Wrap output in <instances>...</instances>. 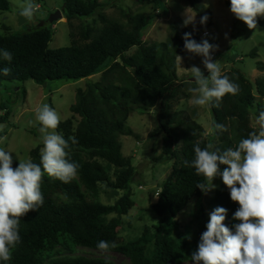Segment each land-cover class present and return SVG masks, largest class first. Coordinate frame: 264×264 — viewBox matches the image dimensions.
Returning a JSON list of instances; mask_svg holds the SVG:
<instances>
[{"label": "trees", "instance_id": "1", "mask_svg": "<svg viewBox=\"0 0 264 264\" xmlns=\"http://www.w3.org/2000/svg\"><path fill=\"white\" fill-rule=\"evenodd\" d=\"M45 1V0H38ZM139 4H152L154 13L127 15V24L109 19L104 15V5L100 0H62L63 17L71 22L98 17L103 25L95 35L86 27L82 31L85 44L72 42L70 46L50 49L54 32L50 27L36 26L27 32L0 34V50L12 54L8 62L0 56V69L9 68V75L0 72V85L6 82L34 81L39 85L54 81L86 80L83 88L77 89L76 102L70 111L73 118L60 122L57 132L65 139L75 137L68 159L80 165L78 175L69 183L49 177H42L41 191L44 203L38 210L29 211L20 219L21 242L12 250V259L6 264H114L106 260L83 258L55 259L58 248L74 253L79 247L99 250L100 240L116 241L117 229L122 225V216L133 208L131 184L140 175L129 158L122 154L120 136H139L127 126L133 106L145 111L157 108V133L163 135L164 154L173 160L170 176L156 194L153 212L159 217L153 231L130 241L125 245L111 248L126 256L131 264H178L186 249L184 238L175 240L172 235L179 228L177 217L185 210L188 202H200L204 192L196 188L203 182L191 167H185V160L194 158L193 146L199 142L201 148L213 143L221 150L235 147L242 138L253 131L259 111L264 109V78L252 83L238 67L222 73L240 85L237 95L226 94L219 106L209 107L212 125L215 121L225 126L226 131L213 132L211 138L204 139L203 127L188 113L174 112L175 103L186 95L188 82L178 75V58L191 54L184 49V34L191 33V39L201 42L198 33L188 29L181 21L173 22L172 38L167 42L145 44L144 32L159 17L166 0H134ZM201 19L207 16L206 25H212L213 14L202 0H185ZM230 6V0H223ZM0 9L8 10L6 0H0ZM257 24L264 31V18ZM133 48L131 56L126 54ZM230 59L229 53H225ZM253 55V54H252ZM251 55V56H252ZM256 67L264 71V63ZM102 73L99 81L90 77ZM203 73V72H202ZM205 77L209 72L203 73ZM255 109V112L252 109ZM5 114L0 124L8 116V106L2 102ZM78 119H75V118ZM259 127V126H258ZM181 134V147L173 150L174 132ZM193 132L195 133L193 135ZM39 144L29 153L33 162L40 163ZM80 152H88L93 158L102 160L84 161ZM13 162V168L18 167ZM223 171L226 165H219ZM114 170V182L108 177V170ZM107 184L123 192L113 205L95 201L92 196L99 185ZM214 204L230 213L239 205L230 199L229 189L220 185L216 189ZM110 215L115 217L109 218ZM153 245L151 254H148ZM0 264L5 262L0 261Z\"/></svg>", "mask_w": 264, "mask_h": 264}, {"label": "rangeland", "instance_id": "2", "mask_svg": "<svg viewBox=\"0 0 264 264\" xmlns=\"http://www.w3.org/2000/svg\"><path fill=\"white\" fill-rule=\"evenodd\" d=\"M8 10L0 9V34L8 35L15 32H27L40 25L50 27L54 35L49 42L50 49L67 47L76 42L85 44L81 37L86 27L94 30L97 34L103 27L98 17L85 18L81 20H68L64 17L50 23L49 17L57 10H61L62 0H34L37 5V12L31 19L23 18V24H19V5L22 0H6ZM104 5V15L109 19L127 24V15L139 13H154L152 4H139L134 0H100ZM205 7L213 14L212 25L200 23L199 17L194 13L185 0H166L159 17L144 32L143 41L147 45L167 42L172 38L171 24L181 21L183 23L186 11L195 15V24L186 27L196 33L202 39H208L209 43L218 45V48L211 52L213 62L218 61L222 73L230 70L231 65L240 68L251 80L256 77L264 78V71L256 67L258 62L264 63V31L256 24V28L250 29L243 21L238 20L230 11L223 0H202ZM264 18V16H258ZM184 25V23H183ZM136 48L131 49L126 55L131 56ZM229 53L227 59L225 53ZM253 54V55H252ZM252 55V56H251ZM185 59L178 62L179 77H192L188 70L193 66L199 67L201 71L208 72L202 63L203 57L199 55H185ZM256 73V74H255ZM102 73L90 77L93 82L101 79ZM258 80V79H257ZM86 80L77 81H54L39 85L34 81L6 82L0 85V117L5 114L1 109V103L8 106L9 116L0 124V148L12 152L13 162L19 163L18 159L29 158V153L36 148L41 141L39 124L35 120V112L42 104H48L54 108L61 117V122L73 118L70 108L76 102L77 89L85 86ZM195 87V82L188 84L184 89L187 96L180 98L175 103L174 112L185 111L190 117L203 127L204 139L211 138L212 113L208 106H195L191 103L193 93L190 88ZM264 106V100L262 101ZM157 108L145 111L140 107L133 106L127 126L139 136H120L122 154L131 160L134 167L139 169L140 175L131 184V200L133 208L127 215L122 216V225L116 232V244L125 245L130 241L141 237L143 234L153 231L158 223L159 217L153 212L152 205L156 202V194L170 176L173 167V160L168 154H164L163 135L157 133ZM75 119H78L77 117ZM254 128H258L256 122H252ZM181 134L174 132L173 150L181 147ZM84 161H98L103 166L106 164L93 158L88 152H80ZM77 177V176H76ZM75 177V178H76ZM108 177L114 182V170H108ZM213 183L214 190L203 194L200 202L192 199L188 202L185 210L177 217L179 228L174 231L172 237L175 240L184 238L186 249L183 259L178 264H193L191 256L198 248L201 234L206 231L210 213L218 206L214 204L216 189L223 184L222 179L217 176ZM123 196V192L115 190L107 184H100L98 192L92 198L105 205H113ZM115 217L110 215L109 218ZM239 221L233 219V214L227 211L224 224L233 233L234 225ZM117 246V247H118ZM153 245L150 246L148 254H151ZM55 259L62 258H83L88 260H106L114 264H131V261L116 250L99 251L85 247H79L74 253L65 252L58 248L55 251Z\"/></svg>", "mask_w": 264, "mask_h": 264}, {"label": "clouds", "instance_id": "3", "mask_svg": "<svg viewBox=\"0 0 264 264\" xmlns=\"http://www.w3.org/2000/svg\"><path fill=\"white\" fill-rule=\"evenodd\" d=\"M19 7V15L27 19L38 10L34 0H22ZM230 11L253 29L257 17L264 16V0H230ZM207 19V16L201 17L200 23L205 24ZM183 23L184 26L194 25L195 15L186 11ZM183 39L185 51L203 57L202 63L209 72L205 77L199 67L188 69L195 82V87L189 89L193 93V105L218 107L226 94H239L240 85L223 75L220 63L212 60L211 52L218 45L209 43L208 39L197 43L191 39V33H185ZM0 56L8 62L13 59L7 50H0ZM0 72L7 76L10 69L3 68ZM255 119L258 129L249 132L235 147L221 150L208 143L201 148L197 142L193 146L194 158L184 162L185 167L193 168L197 176L203 177V182H198L196 188L205 194L214 190L213 181L219 176L229 189L230 199L239 205L233 214V219L239 221L233 226L234 233L224 224L225 208L217 207L210 213L207 230L201 234L198 248L191 256L193 264H264V109ZM35 120L43 143L39 164L29 157L18 159V167L13 168L12 152L0 148V261L5 264L12 259V250L21 242L20 219L44 203L43 175L46 173L69 183L80 168L78 163L68 159L67 151L69 142L76 144L77 139L74 136L65 139L57 132L60 114L45 103L37 108ZM212 130L223 132L226 128L214 121ZM219 165L227 167L221 171ZM117 246L115 241L100 240L97 243L101 251Z\"/></svg>", "mask_w": 264, "mask_h": 264}, {"label": "water", "instance_id": "4", "mask_svg": "<svg viewBox=\"0 0 264 264\" xmlns=\"http://www.w3.org/2000/svg\"><path fill=\"white\" fill-rule=\"evenodd\" d=\"M63 17V13L61 10H57L55 13H53L48 21L50 23H54L55 21H58L59 19H61ZM19 24L22 25L23 24V17L19 16ZM43 23L41 22L40 25H42Z\"/></svg>", "mask_w": 264, "mask_h": 264}, {"label": "crops", "instance_id": "5", "mask_svg": "<svg viewBox=\"0 0 264 264\" xmlns=\"http://www.w3.org/2000/svg\"><path fill=\"white\" fill-rule=\"evenodd\" d=\"M186 55H189V54H186ZM185 59V61H187V58L185 57V56H182V57H180V58H178V62H179V60L180 59ZM256 74V73H255ZM249 78V77H248ZM259 78H261V77H256V79L253 81V80H251L250 78V81L252 82V83H255V81L257 80V79H259ZM183 80H184V82H188V83H193L194 82V78L193 77H188V78H182ZM264 100V99H263ZM262 100V101H263ZM193 120H194V118H193Z\"/></svg>", "mask_w": 264, "mask_h": 264}, {"label": "built area", "instance_id": "6", "mask_svg": "<svg viewBox=\"0 0 264 264\" xmlns=\"http://www.w3.org/2000/svg\"><path fill=\"white\" fill-rule=\"evenodd\" d=\"M213 56V55H212Z\"/></svg>", "mask_w": 264, "mask_h": 264}]
</instances>
